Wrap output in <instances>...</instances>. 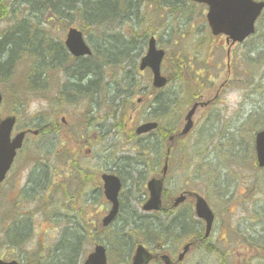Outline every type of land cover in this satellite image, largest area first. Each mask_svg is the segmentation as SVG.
<instances>
[{
    "label": "rangeland",
    "instance_id": "374dc122",
    "mask_svg": "<svg viewBox=\"0 0 264 264\" xmlns=\"http://www.w3.org/2000/svg\"><path fill=\"white\" fill-rule=\"evenodd\" d=\"M18 1L0 0V41L25 26V43L36 37L66 51V34L78 27L77 15L51 20L39 8L30 10ZM148 1H157L158 9H148L144 17L126 22L116 31L131 26L140 30L129 37L130 49L121 58L111 59L114 51L96 45L99 32L85 28L82 32L95 51L89 62L55 67L39 87L31 83L33 59L23 58L9 77L0 75L2 112L18 118L16 131L40 126L44 130L43 135H31L26 141L7 181L0 186V260L83 264L96 245H104L109 264H131L132 243L117 247L118 238L147 246L146 241L159 240L170 252L176 251L177 257L192 236L203 237L205 227L195 218L194 204L181 207L175 216L196 223L195 233H163L156 221L138 220L140 216L154 217L144 215L141 207L148 181L163 169L166 152L160 148L161 138L180 133L186 115L200 101L203 107L193 119L194 129L172 149L165 196L168 200L183 191L195 192L207 201L216 220L210 239L181 264H264V170L257 166L255 151V135L264 130V17L257 34L230 48L225 37L211 35L207 7L190 0H172L170 6L162 0ZM152 36L166 52L162 75L169 85L161 92L153 89L150 71H139ZM6 60L4 51L0 62ZM80 64L97 68L81 80L78 72L73 76ZM73 78L86 88L85 94L77 92L61 100L59 94ZM63 117L68 128L62 125ZM149 122L158 123V131L150 137H137L136 129ZM83 132L85 138L79 141ZM40 164L61 180H55L48 191L42 188L46 194L34 188L33 171ZM76 171L83 180L77 207L61 194L80 188ZM103 174L118 176L125 186L120 197L122 214L107 229L101 227L110 211L103 196ZM129 213L138 220L136 224H127ZM157 217L168 224L165 216ZM21 223L26 229L14 233V225ZM137 226L144 229L134 236Z\"/></svg>",
    "mask_w": 264,
    "mask_h": 264
},
{
    "label": "water",
    "instance_id": "95a60500",
    "mask_svg": "<svg viewBox=\"0 0 264 264\" xmlns=\"http://www.w3.org/2000/svg\"><path fill=\"white\" fill-rule=\"evenodd\" d=\"M199 3L208 4L210 14L208 16L210 26L213 30L214 35L221 33L229 35L233 41H243L248 35L253 32V24L256 18L259 16L263 5H256L251 0H193ZM66 46L70 53L76 58H80L90 54V50L83 40L82 33L76 29H70ZM164 57L163 51L156 49L155 40L152 39L149 43V51L147 57L143 60L141 69L144 70L146 67L153 69L156 79L155 85L162 86L164 81L159 77L160 65ZM2 97L0 96V104ZM195 111L189 114L187 119L189 120L188 125L183 131V135L187 134L192 128L190 119ZM15 124L14 118H9L1 123L0 126V182H2L6 176V173L11 167L13 159L16 155V150L22 146V142L25 134H20L11 143L10 135ZM155 124L145 125L141 127L137 133L144 134L155 129ZM257 153L258 162L260 167H264V133H261L257 139ZM105 182V194L107 198L114 204V208L110 216L105 220V225L110 224L116 217L118 212L117 207V196L120 191V183L117 178L104 177ZM151 189V201L146 206L147 210L158 209L160 199V185L157 182L150 184ZM180 202L182 199L179 200ZM178 201V202H179ZM198 215L207 221V232H210L211 225L213 222V216L209 212L206 204L202 201H198L197 205ZM187 251V248L185 249ZM146 257V253L142 248L137 251L134 264H142ZM4 264V263H1ZM16 264V263H11ZM86 264H106L105 249L98 247L94 254L89 257Z\"/></svg>",
    "mask_w": 264,
    "mask_h": 264
},
{
    "label": "trees",
    "instance_id": "16d2710c",
    "mask_svg": "<svg viewBox=\"0 0 264 264\" xmlns=\"http://www.w3.org/2000/svg\"><path fill=\"white\" fill-rule=\"evenodd\" d=\"M38 1V0H33ZM25 3L28 8H35L36 6L32 3V0H22V3ZM81 2H87L89 5V9L87 13L80 19L77 23L79 26L84 27V25H88L86 28H92L95 30H114L118 26L124 25V23L131 20H138L140 15V9L143 5V0H43L42 7L39 8V11L43 13L45 17H58V18H70L71 13L77 15L76 6ZM147 6V5H146ZM85 29V28H83ZM13 41L12 46L21 47L25 45L26 33H18ZM136 36V35H135ZM102 41H100V45L104 44L106 46L107 51H113V46H117V40L113 39V37L106 35L105 33L100 37ZM127 46L131 44L129 40H121ZM33 42H38L40 45H43V42L40 40H35ZM32 44V43H31ZM7 45V46H10ZM33 45V44H32ZM48 46H43L45 49V53L42 54L38 50H34L31 47V59L34 61L32 72L35 75H32L31 81H34L41 74H45L47 65L49 60L48 54H45L51 50L53 51L54 44H47ZM1 46H3L1 44ZM0 46V47H1ZM6 47V45H4ZM56 48V47H55ZM60 53L65 55V52L62 49L56 48ZM14 49L12 50V52ZM127 52V51H126ZM63 60V59H62ZM48 61V62H47ZM64 61V60H63ZM47 62V65H46ZM6 67L8 69L11 68L12 62L10 60L7 61ZM54 66L58 65V62H53ZM37 71V72H36ZM38 85V84H35Z\"/></svg>",
    "mask_w": 264,
    "mask_h": 264
},
{
    "label": "bare ground",
    "instance_id": "6f19581e",
    "mask_svg": "<svg viewBox=\"0 0 264 264\" xmlns=\"http://www.w3.org/2000/svg\"><path fill=\"white\" fill-rule=\"evenodd\" d=\"M32 3L37 7V8H40L42 7L43 5V0H38V1H34L32 0ZM89 9V5L87 4V2H81L79 3L77 6H76V11H77V16L75 17V20L76 21H79L80 19H82V17H84V15L87 13ZM88 25H84V27H81L82 29L83 28H86ZM19 29L17 30V32L15 31L14 33L10 32L6 37H12V36H15L19 33ZM82 36H83V40L86 38V36L82 33ZM115 40H117L116 44L117 46H113L112 44V49L114 51V55L111 56V59L115 60V59H118V58H121L122 55H120L122 52H126L128 51L130 48H129V45L127 46L125 43H123V41L121 40H124L126 39L125 36L121 35V34H118L115 38ZM100 40V39H99ZM102 41V40H100ZM86 63L89 62L91 59L90 58H86ZM45 74H41L39 75V77H37V79L34 81L35 84H38V85H42L44 84L45 82ZM80 93V95H84L85 92H86V88L84 87H81L80 85L77 87L76 89V94ZM75 244L73 245L72 249L74 248ZM69 250H71L70 248H68ZM72 255V252L70 253V256Z\"/></svg>",
    "mask_w": 264,
    "mask_h": 264
}]
</instances>
